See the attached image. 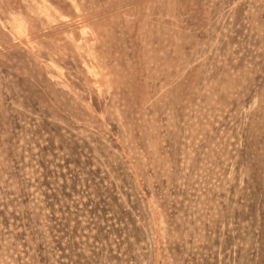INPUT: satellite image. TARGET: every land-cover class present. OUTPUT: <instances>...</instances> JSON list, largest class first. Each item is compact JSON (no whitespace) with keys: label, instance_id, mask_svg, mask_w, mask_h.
I'll use <instances>...</instances> for the list:
<instances>
[{"label":"rangeland","instance_id":"374dc122","mask_svg":"<svg viewBox=\"0 0 264 264\" xmlns=\"http://www.w3.org/2000/svg\"><path fill=\"white\" fill-rule=\"evenodd\" d=\"M0 264H264V0H0Z\"/></svg>","mask_w":264,"mask_h":264}]
</instances>
